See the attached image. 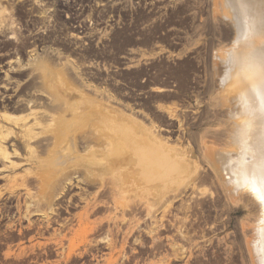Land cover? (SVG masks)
Masks as SVG:
<instances>
[{"label": "rangeland", "instance_id": "obj_1", "mask_svg": "<svg viewBox=\"0 0 264 264\" xmlns=\"http://www.w3.org/2000/svg\"><path fill=\"white\" fill-rule=\"evenodd\" d=\"M136 1L129 6L128 21L123 11L127 5L115 6V46L121 47L131 39L133 47H147L149 44L137 37L151 40L164 33L161 46L146 52L148 55L137 51L130 56L132 67L127 78L142 77L146 68L157 69V78L165 80L152 84V91L157 87L179 90L180 96L174 98L178 102L163 103L164 92L156 91L150 93V99L161 103L159 109L167 113L174 110L175 118L185 120L184 133L168 142L176 146L180 139L181 148L199 170L185 169L175 157L173 163H167V169L153 155L152 162L159 164L153 167L158 171L137 169L139 174L132 171L133 163L132 167L127 164L126 152L122 151H126V144L88 146L85 135L97 127L99 114L89 106L75 115L64 112L63 101L56 104L53 93L70 104L82 99L81 92L93 97L92 91L52 75L51 87L46 86L53 96L52 105L48 116H37L41 126H35L34 114L23 115L24 121L5 118L2 137L12 131L13 140L22 141L24 150H15L4 166L5 186L0 192L3 264H259L252 245L258 239L257 228L263 216L260 202L245 189L232 190L216 160L205 157L206 146L224 149L223 131L230 122L223 104H234L222 93L216 74L217 69H223L218 54L232 46V25L218 11L215 0H165L150 6H163L157 20L144 19ZM172 35L178 36L176 47L170 44ZM182 98L186 101H180ZM102 103L111 108L107 101ZM111 103L115 110L128 114ZM60 113L65 116H61L63 121L50 127L52 116ZM164 120L153 119L156 125L164 124ZM14 125L15 130L11 128ZM59 128L70 135L77 132L76 145L64 157L68 162L65 172L59 168L63 165L58 149L66 142L70 144V136L58 133ZM54 131L62 137L56 143ZM35 135L42 136L33 139ZM191 148L193 153H189ZM33 149L37 151L35 156ZM163 171L166 173L162 176ZM65 180H70L69 184Z\"/></svg>", "mask_w": 264, "mask_h": 264}, {"label": "flooded vegetation", "instance_id": "obj_2", "mask_svg": "<svg viewBox=\"0 0 264 264\" xmlns=\"http://www.w3.org/2000/svg\"><path fill=\"white\" fill-rule=\"evenodd\" d=\"M164 1L137 0L135 4L142 7L144 19L157 20L163 6H150ZM119 4L127 5L123 8L124 19L130 20L132 0H0V10L8 12L0 14V192L5 186V162H9L3 157V147L12 154L15 150L19 153L24 150V146H20L22 141H14V136L6 143L2 140L4 114L48 116L53 96L47 88L51 87L52 75L62 76L79 89L87 87L99 100L109 101L113 97V102L119 105H115L117 108L128 114L134 112L144 121L165 117V123L158 125L171 140L184 133L185 120L171 118L159 109L160 102L150 99V93H156L152 91V84L165 80L157 78L160 74L157 69L146 68L142 77L127 78L132 67L130 56L137 51L146 54L161 46L160 38L164 33L151 40L137 37L136 40L149 44L147 47L135 48L131 39H126L124 45L117 48L114 10ZM169 41L174 47L179 45L177 35L170 36ZM143 54V58H148ZM161 96L165 97L163 103H174L178 102L174 98L179 97L180 92L166 89ZM11 128L15 130L17 126ZM0 264H3L1 254Z\"/></svg>", "mask_w": 264, "mask_h": 264}, {"label": "bare ground", "instance_id": "obj_3", "mask_svg": "<svg viewBox=\"0 0 264 264\" xmlns=\"http://www.w3.org/2000/svg\"><path fill=\"white\" fill-rule=\"evenodd\" d=\"M216 1L218 11L222 13V15L231 23V28L233 29L232 46L226 48L223 52L221 51V53L218 54V57L222 60L223 69L221 71L217 69L216 74L219 77V87L222 89V93L226 94L225 96L229 99H232L234 104L231 105L232 103L230 102H225L223 104V108L227 109L226 112L228 122H230L223 131V135L225 137L222 139V142L225 145H223L224 149L221 148L222 150H219V145L218 148H215L214 146H206L205 157H209V159L212 157L216 160L221 167V173L229 183L228 185L233 188L232 190L238 191L245 189L254 194L260 202L263 210V216L262 220L258 224L259 227L257 228L258 239L252 246L257 257V262L259 264H264V203H261L259 199L260 193L252 191L253 186L264 189V184L261 182L262 178H264V103H262V99H264V0H215V3ZM6 12L7 10H0V14ZM67 86L71 87L70 84ZM153 90L158 93L165 92V89L159 87ZM81 94L82 99L79 100V102L69 104L67 101L62 100L58 93L55 92L54 102L61 105V102L63 101V107H65L64 112L71 111L74 115L78 113L79 110H83L85 106L92 107L95 114H99L98 117L96 116L99 118L96 120L97 127L92 129L93 131L90 134L87 132L88 135H85V138L83 137L88 146L96 144H98L97 146H100L101 143H104L105 145L107 143L108 145H112L113 143L117 144L118 142L121 144L124 143L122 145L126 144V151L125 149H122V151L126 152L125 157L128 161L127 164L132 167L133 163V167L131 169L132 171H136L135 173H139L142 170H146V172L148 171L150 173L157 172L158 170H155L153 167V165L157 164V162L156 164L152 162V159H154L153 155H157L156 158H158V163H160V166H164V168L168 165L167 163L171 162V160H173L172 158L175 157V159H179L180 162H182L185 169L194 167L199 170V166L190 161V154L185 153V149L183 150L181 148V140L178 139L177 143H174L176 146H173V144H170V146V142H168L169 138L162 135L160 127L153 121H150V124H145L136 116V114H134V112L125 114L124 112L115 110L111 103L115 100L112 96V99L106 103L108 106H111V108H108L103 106V100L91 97L85 92H81ZM60 114L61 115L58 117H54V115L52 116L53 123H51L50 127H52V125L54 127V123L56 122L60 123L63 121L62 118L64 119L65 116L63 113ZM168 114H170L169 116L171 118H175L176 116L174 110L168 111ZM34 117L35 126H41L42 124L40 123L36 113L34 114ZM4 118H16L19 121L25 120L23 115L15 117L8 113L4 114ZM82 120L83 119H81V122ZM124 120H127L130 126L128 125L125 127L127 122ZM63 130L64 129L59 128L57 132L60 133V131H62L70 136V144L66 142L65 145L68 144L67 146L64 145L63 148L58 149V153L61 158L59 161H61L60 163L63 165V167L59 168H63L65 172L68 162L65 161L64 157H66L65 154L71 146L76 145L77 132H70V135L68 134V130ZM57 132L54 131V143L62 138ZM13 136L14 133L12 131H8L5 135H3L2 139L3 141H6L8 138ZM40 136L35 135L33 139H38V137L40 139ZM112 138H114L115 141H113ZM110 147L112 148L113 146H109V148ZM2 151L4 158L9 160L12 153L6 148H3ZM54 151L55 146L51 148L50 152L53 153ZM32 152L35 156V152L37 151L33 149ZM191 152L192 148L189 153ZM15 155L18 156L19 154ZM50 156L49 158H51ZM112 156L114 155L112 154ZM83 158L84 157H82V159ZM48 161H50V159ZM14 167H16V165ZM137 169H140L141 171ZM162 173L161 174L163 176L166 172L164 173L163 171ZM63 176H65L66 179L67 176L65 173H63ZM182 179L184 180V178ZM69 181L67 184H69ZM191 186L192 185H190V187ZM50 187L51 186H49V188ZM187 187H185V190H187Z\"/></svg>", "mask_w": 264, "mask_h": 264}, {"label": "snow or ice", "instance_id": "obj_4", "mask_svg": "<svg viewBox=\"0 0 264 264\" xmlns=\"http://www.w3.org/2000/svg\"><path fill=\"white\" fill-rule=\"evenodd\" d=\"M262 103H264V99H262ZM261 182H262V184H264V178H262ZM252 191L253 192H259L260 193L259 199H260L261 203H264V189L257 188L255 186H253Z\"/></svg>", "mask_w": 264, "mask_h": 264}]
</instances>
